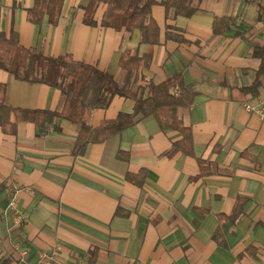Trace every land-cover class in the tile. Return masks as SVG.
Here are the masks:
<instances>
[{
  "label": "crops",
  "instance_id": "0c3cea01",
  "mask_svg": "<svg viewBox=\"0 0 264 264\" xmlns=\"http://www.w3.org/2000/svg\"><path fill=\"white\" fill-rule=\"evenodd\" d=\"M87 1L64 0L50 24L31 22L33 0H0V31L120 82L119 54L142 55L148 45L138 31L102 26L105 4L95 10V25L83 23ZM161 1L150 8L158 42L149 65L133 71L132 85L146 94L150 83L176 73L192 85L194 98L177 116L191 131L193 155H168L182 134L162 129L153 115L102 142L88 141L81 152L79 125L64 118L44 131L30 121L0 131V264H24V246L29 264L40 252L52 255L49 264H264V120L244 107L264 106V76L249 88L260 65L254 47L264 46V0H195L188 16ZM215 18L232 22L215 31ZM12 67L0 60L4 104L61 110L59 88L17 79ZM133 104L116 95L107 108L83 110L82 118L94 129ZM13 192L26 213L23 225L7 210Z\"/></svg>",
  "mask_w": 264,
  "mask_h": 264
},
{
  "label": "trees",
  "instance_id": "16d2710c",
  "mask_svg": "<svg viewBox=\"0 0 264 264\" xmlns=\"http://www.w3.org/2000/svg\"><path fill=\"white\" fill-rule=\"evenodd\" d=\"M158 0H88L82 6L83 23L95 25L94 18L97 6L105 4L100 24L115 30L127 32L138 31L140 42L148 45L147 50L138 55L137 52L119 54L118 63L123 70V77L117 82L114 77L97 68L75 62L70 55H62L56 58L48 57L41 52L27 49L19 44L16 32L8 36L0 31V60L10 63L11 72L20 80L28 82H45L60 89L63 96V104L60 111L43 109H25L12 107L0 100V131L13 133L17 123L30 121L42 131L53 121L60 117L79 125L76 139V152H81L88 141L102 142L105 139L119 134L124 129L133 125L140 117L153 115L162 129L172 127L178 129L182 137L175 141L168 149L167 154L172 155L182 152L193 155V140L191 131L183 126L178 119L179 107L191 104L195 91L192 85L183 82L180 74L159 82L150 83L147 93L143 87L132 85L133 71L139 67L149 65L152 57V46L158 42V29L150 17V8ZM195 0H163L166 9H173L176 15H190L195 7ZM64 0H33V6L28 10L29 19L33 23H39L44 18L50 24H56ZM230 24L229 18H215L213 30L217 31L223 22ZM253 53L260 59V65L256 72L253 85L255 88L259 79L264 76V46L257 45ZM57 66L59 80H52L46 74L47 66ZM174 88H177L175 91ZM5 93V85L0 84V94ZM122 96L133 100V109L130 113H119L113 119H103L100 124L92 129L82 118L85 109L107 108L114 96ZM14 114V120H10V114ZM91 137V139H90ZM90 139V140H89ZM200 163L201 160L199 161ZM141 178L144 170L139 172ZM132 177L129 175L128 178ZM216 235L220 236L219 230Z\"/></svg>",
  "mask_w": 264,
  "mask_h": 264
},
{
  "label": "built area",
  "instance_id": "2783aa9c",
  "mask_svg": "<svg viewBox=\"0 0 264 264\" xmlns=\"http://www.w3.org/2000/svg\"><path fill=\"white\" fill-rule=\"evenodd\" d=\"M245 109L250 110L260 116L261 119L264 120V106L263 105H250V104H244ZM7 210L11 212V215L13 216V219L17 224L23 225L26 221V213L21 210L18 207L17 204V198L14 194L9 195L8 202H7ZM29 254V249L27 247H21L19 248V261L24 264H29V262H26L27 255ZM37 262L36 264H49L52 255L40 252L37 254Z\"/></svg>",
  "mask_w": 264,
  "mask_h": 264
},
{
  "label": "rangeland",
  "instance_id": "374dc122",
  "mask_svg": "<svg viewBox=\"0 0 264 264\" xmlns=\"http://www.w3.org/2000/svg\"><path fill=\"white\" fill-rule=\"evenodd\" d=\"M51 66V65H50ZM53 68L56 69L57 66L53 65ZM46 74L49 76L50 79L54 80H59V72L57 71V74H55V71L49 70V67L46 68L45 70Z\"/></svg>",
  "mask_w": 264,
  "mask_h": 264
}]
</instances>
